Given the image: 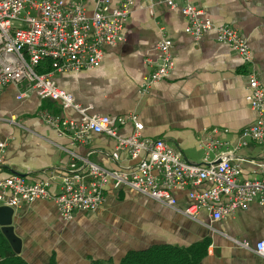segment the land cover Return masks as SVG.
I'll use <instances>...</instances> for the list:
<instances>
[{"label":"crops","instance_id":"obj_1","mask_svg":"<svg viewBox=\"0 0 264 264\" xmlns=\"http://www.w3.org/2000/svg\"><path fill=\"white\" fill-rule=\"evenodd\" d=\"M111 1L117 6L121 0ZM153 2V9L147 10L139 7L140 0H133L123 41L104 49L97 68L55 74L56 85L76 104L92 107V114L136 113L143 124L142 136L164 140L191 164L215 162L225 155L240 166L242 179H260L257 165L264 162V143L243 148L236 144L237 134L255 121L245 100L248 75L255 74L264 88V0H191L212 23L232 26L246 38L250 64L218 43L213 32L194 42L184 33L185 20L178 8H168L164 0ZM161 36L172 43L174 66L141 96V82L152 71L144 60L155 62L154 47ZM20 90L24 91L8 86L0 92V180L19 175L32 182L57 176L70 162L65 150L105 168L131 165L124 157L111 161L115 141L102 135H90L87 145L71 146L69 136L45 125L40 113L72 120L78 115L33 91L18 98ZM214 129L229 131L217 136L228 144L206 156L200 145ZM131 130L126 125L119 134L127 136ZM176 197V208L183 210L188 203L185 193ZM11 226L22 243L20 256L28 264L51 259L55 264H119L129 251L196 244H203L204 251L198 264H264L253 252L255 243L264 241V218L256 204L211 223L205 212L193 221L132 190H109L94 213L77 212L71 221H63L52 202L38 201L13 210Z\"/></svg>","mask_w":264,"mask_h":264},{"label":"built area","instance_id":"obj_2","mask_svg":"<svg viewBox=\"0 0 264 264\" xmlns=\"http://www.w3.org/2000/svg\"><path fill=\"white\" fill-rule=\"evenodd\" d=\"M164 3L180 10L185 20L184 33L194 42L213 32L215 40L235 52L244 64L252 62L247 40L237 29L227 24L215 25L191 0ZM132 7L133 0H121L117 6L111 0H0V92L15 86L24 89L18 98L25 91H33L40 99L71 109L78 120L48 112H41L40 118L58 134L68 135L71 146L87 145L92 134L113 139L111 161L117 163L124 157L131 163L125 168H105L89 161L88 156L65 150L70 162L57 176L32 182L19 175L1 179L0 207L17 210L38 201H50L63 221H71L77 212H96L107 191L129 189L193 221L205 212L211 223L219 222L252 204L259 207L264 218V162L257 165L261 178L253 180L242 179L240 166L225 155L215 162L205 159L203 165L191 164L164 140L142 136L143 124L136 113L117 117L92 114V107L76 104L70 94L56 85L55 74L101 65L104 49L123 41L122 31ZM139 7L152 10L154 2L140 0ZM171 49V41L161 36L154 47L155 62L148 57L144 60L152 71L141 82V96L147 95L152 85L163 81L173 69ZM245 92L255 121L237 134V148L264 143V88L253 73L248 75ZM126 125L132 130L121 136L119 131ZM220 133L226 135L229 131L214 129L200 145L206 156L227 146V142L217 138ZM178 193H185L188 200L183 210L176 208ZM261 244L264 241L255 243L253 252L264 260L258 247Z\"/></svg>","mask_w":264,"mask_h":264},{"label":"trees","instance_id":"obj_3","mask_svg":"<svg viewBox=\"0 0 264 264\" xmlns=\"http://www.w3.org/2000/svg\"><path fill=\"white\" fill-rule=\"evenodd\" d=\"M204 256L203 244L188 248L171 245H154L142 251H129L119 264H198ZM0 264H28L20 255H16L0 227ZM46 264H55L51 259ZM90 264H104L93 261Z\"/></svg>","mask_w":264,"mask_h":264},{"label":"water","instance_id":"obj_4","mask_svg":"<svg viewBox=\"0 0 264 264\" xmlns=\"http://www.w3.org/2000/svg\"><path fill=\"white\" fill-rule=\"evenodd\" d=\"M13 210L9 207H0V227L1 232L7 242L9 243L12 251L16 255L21 254L22 243L21 240L14 234L11 226Z\"/></svg>","mask_w":264,"mask_h":264},{"label":"clouds","instance_id":"obj_5","mask_svg":"<svg viewBox=\"0 0 264 264\" xmlns=\"http://www.w3.org/2000/svg\"><path fill=\"white\" fill-rule=\"evenodd\" d=\"M258 247H259V249H260V252H261L262 254H264V244H261V245H259Z\"/></svg>","mask_w":264,"mask_h":264},{"label":"rangeland","instance_id":"obj_6","mask_svg":"<svg viewBox=\"0 0 264 264\" xmlns=\"http://www.w3.org/2000/svg\"><path fill=\"white\" fill-rule=\"evenodd\" d=\"M58 1H61V0H58ZM23 17L22 13L19 14V18Z\"/></svg>","mask_w":264,"mask_h":264}]
</instances>
